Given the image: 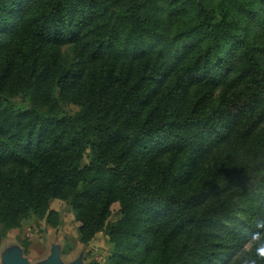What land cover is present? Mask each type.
<instances>
[{"label":"trees","instance_id":"obj_1","mask_svg":"<svg viewBox=\"0 0 264 264\" xmlns=\"http://www.w3.org/2000/svg\"><path fill=\"white\" fill-rule=\"evenodd\" d=\"M55 200L110 264H264V0H0V242Z\"/></svg>","mask_w":264,"mask_h":264},{"label":"rangeland","instance_id":"obj_2","mask_svg":"<svg viewBox=\"0 0 264 264\" xmlns=\"http://www.w3.org/2000/svg\"><path fill=\"white\" fill-rule=\"evenodd\" d=\"M62 108L70 115L78 111L73 106H62ZM87 161V158H84L81 166ZM49 207L58 214V226L52 228L44 220L32 215L24 219L18 228L8 231L1 240L0 264L3 253L12 248H18L29 264H39L47 259L54 246L59 248L60 259L64 263L80 259L81 264H110L113 245L108 242L104 232L98 234L90 243L83 245L79 242L78 223L72 207L58 200L50 202ZM118 210V205L112 207L110 224L119 220ZM235 220L240 222L243 217L237 214ZM248 249L249 246L246 250Z\"/></svg>","mask_w":264,"mask_h":264},{"label":"water","instance_id":"obj_3","mask_svg":"<svg viewBox=\"0 0 264 264\" xmlns=\"http://www.w3.org/2000/svg\"><path fill=\"white\" fill-rule=\"evenodd\" d=\"M2 264H29L26 259L23 258L22 252L18 248H12L6 250L1 256ZM39 264H81V260L78 259L71 263H64L60 259V250L54 246L50 255L46 260Z\"/></svg>","mask_w":264,"mask_h":264}]
</instances>
